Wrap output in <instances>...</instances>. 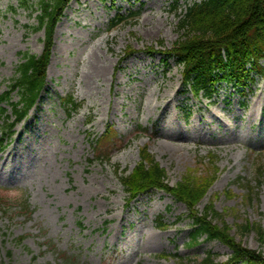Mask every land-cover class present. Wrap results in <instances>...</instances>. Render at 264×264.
<instances>
[{
    "label": "rangeland",
    "instance_id": "obj_1",
    "mask_svg": "<svg viewBox=\"0 0 264 264\" xmlns=\"http://www.w3.org/2000/svg\"><path fill=\"white\" fill-rule=\"evenodd\" d=\"M191 1L72 0L64 9L41 99L0 151V264H195L209 252L226 261L228 245L194 242L187 206L168 192L127 198L121 176L145 146L171 185L217 172L199 208L213 205V223L264 252V74L245 89L222 82L212 98L187 92L182 66L160 51L179 38ZM37 8L0 0V94L23 55L44 50ZM118 14L125 19L112 26ZM68 97L79 107L64 105ZM2 106L0 124L13 113Z\"/></svg>",
    "mask_w": 264,
    "mask_h": 264
},
{
    "label": "trees",
    "instance_id": "obj_2",
    "mask_svg": "<svg viewBox=\"0 0 264 264\" xmlns=\"http://www.w3.org/2000/svg\"><path fill=\"white\" fill-rule=\"evenodd\" d=\"M70 1L38 0V24L33 26V30H45V47L40 55H23L17 65L16 75L0 96L1 102L12 105L15 116L10 122L12 117L6 114V120L0 124V148L5 147L4 142L13 134L15 125L28 115L41 97L46 84L55 27ZM131 16H139V12H132ZM124 19V15L118 14L112 26ZM178 30L180 35L173 47L161 52L175 58L182 66L184 87L195 96L212 98L222 81L245 85L247 80H254L264 74V0H192L179 14ZM147 51L155 52L151 49ZM15 91L20 95L17 102L11 100ZM63 101L64 105H71L72 109L79 107L73 97ZM6 111L2 107L1 114ZM112 136L111 129H108L96 138L95 149L105 138L111 139ZM140 156L141 160L133 171L121 176L127 198L131 201L149 189H163L186 204L188 216L193 220L192 236L195 243L199 242L200 236H205L208 240L221 241L232 250L224 262L216 261V256L209 252L203 261L195 264H264L263 251L237 242L226 222L221 226L213 223L218 214L213 205H207L204 210L198 207L215 181L217 172L205 177L188 172L181 181L171 185L166 169L156 161L148 147L141 148ZM18 208H28V200L19 204ZM256 227L263 236L264 229L260 225ZM178 264L193 262L180 257Z\"/></svg>",
    "mask_w": 264,
    "mask_h": 264
}]
</instances>
